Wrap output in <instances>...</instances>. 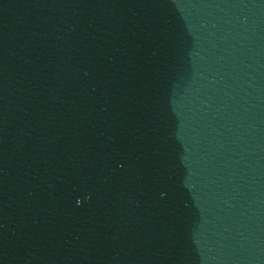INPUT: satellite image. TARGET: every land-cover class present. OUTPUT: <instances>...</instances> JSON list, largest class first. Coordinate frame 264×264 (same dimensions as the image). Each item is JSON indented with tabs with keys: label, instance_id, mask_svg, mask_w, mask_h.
Wrapping results in <instances>:
<instances>
[{
	"label": "water",
	"instance_id": "obj_1",
	"mask_svg": "<svg viewBox=\"0 0 264 264\" xmlns=\"http://www.w3.org/2000/svg\"><path fill=\"white\" fill-rule=\"evenodd\" d=\"M0 264H264V0H0Z\"/></svg>",
	"mask_w": 264,
	"mask_h": 264
}]
</instances>
